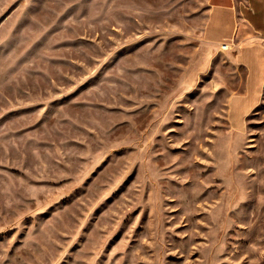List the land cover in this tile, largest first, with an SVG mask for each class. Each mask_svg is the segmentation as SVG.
Returning <instances> with one entry per match:
<instances>
[{
	"label": "rangeland",
	"instance_id": "374dc122",
	"mask_svg": "<svg viewBox=\"0 0 264 264\" xmlns=\"http://www.w3.org/2000/svg\"><path fill=\"white\" fill-rule=\"evenodd\" d=\"M207 0H0V264H264V156Z\"/></svg>",
	"mask_w": 264,
	"mask_h": 264
},
{
	"label": "crops",
	"instance_id": "0c3cea01",
	"mask_svg": "<svg viewBox=\"0 0 264 264\" xmlns=\"http://www.w3.org/2000/svg\"><path fill=\"white\" fill-rule=\"evenodd\" d=\"M202 34L227 45L243 71L242 86L227 104V123L248 152L264 156V0H207Z\"/></svg>",
	"mask_w": 264,
	"mask_h": 264
},
{
	"label": "bare ground",
	"instance_id": "6f19581e",
	"mask_svg": "<svg viewBox=\"0 0 264 264\" xmlns=\"http://www.w3.org/2000/svg\"><path fill=\"white\" fill-rule=\"evenodd\" d=\"M223 47H224V48H228V46H227V45H223Z\"/></svg>",
	"mask_w": 264,
	"mask_h": 264
}]
</instances>
